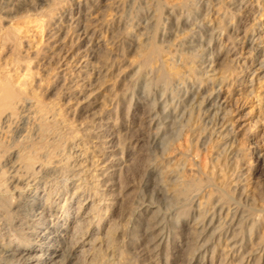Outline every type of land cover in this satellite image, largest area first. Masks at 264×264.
<instances>
[{
    "label": "rangeland",
    "instance_id": "374dc122",
    "mask_svg": "<svg viewBox=\"0 0 264 264\" xmlns=\"http://www.w3.org/2000/svg\"><path fill=\"white\" fill-rule=\"evenodd\" d=\"M0 206V264L47 230L57 264H264V0H0Z\"/></svg>",
    "mask_w": 264,
    "mask_h": 264
},
{
    "label": "bare ground",
    "instance_id": "6f19581e",
    "mask_svg": "<svg viewBox=\"0 0 264 264\" xmlns=\"http://www.w3.org/2000/svg\"><path fill=\"white\" fill-rule=\"evenodd\" d=\"M144 46V45H143ZM145 47V46H144ZM146 57V56H144ZM143 57V58H144ZM147 61V60H146ZM189 63V62H188ZM195 64H193L194 66ZM149 66V65H148ZM190 67V66H189ZM170 68V67H169ZM179 69V68H178ZM158 71V70H156ZM171 71V70H170ZM172 72V71H171ZM180 72V71H179ZM159 79V78H158ZM203 94V93H202ZM200 97V96H199ZM209 100V99H208ZM207 100V101H208ZM201 101V100H200ZM188 102V101H187ZM221 103V102H220ZM211 105V104H210ZM207 109V108H206ZM219 110V109H218ZM207 111V110H206ZM218 125V124H217ZM216 126V125H215ZM112 134V133H111ZM77 140V139H76ZM82 147V146H81ZM35 150V149H34ZM40 150V149H39ZM62 150V149H61ZM78 150V149H77ZM84 150V149H83ZM82 150V151H83ZM108 151V150H107ZM34 152V151H33ZM77 152V151H76ZM79 152V151H78ZM36 153V152H34ZM66 153V152H65ZM81 153V152H80ZM38 156V155H37ZM40 157V156H39ZM76 157V156H75ZM105 158V157H104ZM77 159V158H76ZM80 159V158H79ZM86 159V158H85ZM11 161V160H10ZM25 165V164H24ZM101 167V166H100ZM152 174V173H151ZM107 175V174H106ZM203 186V185H202ZM205 187V186H204ZM203 187V188H204ZM196 189V188H195ZM201 189V188H200ZM202 190V189H201ZM184 191V190H183ZM185 192V191H184ZM193 192V191H192ZM199 192V191H198ZM198 192H196L198 194ZM191 193V192H190ZM195 193V192H193ZM192 198V197H191ZM32 199V198H31ZM27 200V199H26ZM28 202V201H27ZM30 202V201H29ZM36 203V202H35ZM26 205V204H25ZM26 209H25V212H27L26 210H31L33 207V202L29 203L26 205ZM1 207V206H0ZM23 207H25L23 205ZM22 207V208H23ZM40 208V207H39ZM37 210V209H36ZM32 211V210H31ZM23 213V212H22ZM21 213V214H22ZM27 214V213H26ZM24 215V214H22ZM30 215V214H28ZM27 216V215H26ZM28 217V216H27ZM45 226V225H44ZM75 226V225H74ZM41 231V230H40ZM40 238L42 239L41 241L42 242V245L41 247L38 248V251L40 252V254L38 256H34V257H31V259L29 261L26 262V264H36V262H38L40 260V263L38 264H55L59 257H61L62 255V250L59 248V246L55 243H57L58 241V238L59 236L54 233V232H49L48 230L47 231H43L42 233H40ZM60 241V240H59ZM54 242V244L51 245V243ZM92 245V244H91ZM17 248V247H16ZM8 251V250H7ZM12 251V250H11ZM15 251V249H14ZM18 252V251H17ZM16 252V253H17ZM78 253V252H77ZM6 254V253H4ZM3 254V255H4ZM8 255V254H7ZM29 255V254H28ZM16 256V255H15ZM10 257V256H8ZM5 258V257H3ZM23 258V257H22ZM13 259V258H11ZM6 260V259H5ZM8 260V258H7ZM14 260V259H13ZM71 260V259H70ZM1 261V260H0ZM3 261V260H2ZM23 263V262H22ZM9 264V263H8ZM57 264V263H56Z\"/></svg>",
    "mask_w": 264,
    "mask_h": 264
}]
</instances>
